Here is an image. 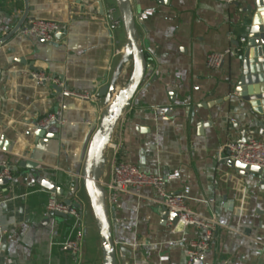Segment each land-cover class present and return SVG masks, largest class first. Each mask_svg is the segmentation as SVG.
<instances>
[{
	"label": "crops",
	"instance_id": "1",
	"mask_svg": "<svg viewBox=\"0 0 264 264\" xmlns=\"http://www.w3.org/2000/svg\"><path fill=\"white\" fill-rule=\"evenodd\" d=\"M131 1L154 68L146 71L116 128L104 179L111 181L115 161H129L146 173L166 176L171 192L189 187L190 207L218 221L211 249L194 264H264V189L256 176L243 175L219 159L220 147L240 140L246 128L264 139V116L248 114L249 106L233 92L238 54L227 56L218 70L206 64L209 53L235 50L247 37L240 20L247 19L242 9L252 0L233 5L219 0ZM27 2L28 19L0 43V160L13 169V179L0 184V264H102L97 221L82 204L75 182L108 105L96 92L111 81L121 60L126 27L115 0ZM25 11V0H0V38ZM38 19L61 25L54 41L22 33ZM131 69V62L125 65L120 88ZM33 72H45L63 86L39 82ZM66 90L93 97L78 98ZM156 106L171 111L159 116L152 110ZM50 115L59 124L38 139L36 124ZM27 157L40 160V177L34 169L15 170ZM45 179L63 194L44 187ZM54 195L64 202L72 199L77 215L49 218ZM162 207L151 187L123 193L109 205L116 264H189L188 243L204 237L205 230L192 225L176 233L165 224ZM79 234L81 252L75 255L66 243Z\"/></svg>",
	"mask_w": 264,
	"mask_h": 264
},
{
	"label": "water",
	"instance_id": "2",
	"mask_svg": "<svg viewBox=\"0 0 264 264\" xmlns=\"http://www.w3.org/2000/svg\"><path fill=\"white\" fill-rule=\"evenodd\" d=\"M105 1L110 2V0ZM25 2V14L14 29L5 37L0 38V43L5 42L15 35L28 19L30 7L27 0ZM115 2L126 27L128 40L125 45V51L122 54L111 81L96 92V97L103 98L108 105L102 113L98 131L91 140L85 158L76 173V179L78 181L75 182L76 190L80 189L82 204L93 210L97 221L102 239V264L117 263L116 244L108 202L107 185L109 182L104 179L106 164L108 162L107 152L113 142L116 128L124 112L132 104L136 92L144 81L146 71L154 68L147 58L140 39L132 1L115 0ZM242 12L248 16L247 19L240 20L241 24L247 27V37L244 43L238 41L239 51L236 54H238L240 68L238 78L232 84V89L241 99V103L249 106L247 113L253 114L260 119L259 117L264 116V0H252L246 8L242 9ZM41 40L46 42L44 39ZM130 62L132 64L130 76L124 86L120 88V79L125 71V65ZM58 124L57 119H54L44 126H37L36 124V137L38 139L44 137L47 135L50 127ZM252 133L254 132L249 131L247 128L244 129L241 132L242 138L240 140H247L253 137L254 135ZM223 161L230 167L238 169L243 175L248 176L253 174L256 176L258 183L264 189V169L262 167L244 164L231 159H225ZM39 164L40 160L37 163L33 159H30V157H27L19 161L15 170L19 168H25L26 171L34 169L35 177H40L43 171L38 169ZM8 183L9 181L6 179L0 180V184ZM42 185L53 192L63 194L62 189L58 188L55 183L49 180H43ZM65 203L72 206L73 200L66 199ZM81 206L78 205L79 208ZM161 213L165 224H172L175 227L176 233L185 230L184 222L179 219L178 213L170 212L165 206L162 207ZM48 217L62 220L70 218L72 215L52 211ZM201 261L202 259L197 260V262Z\"/></svg>",
	"mask_w": 264,
	"mask_h": 264
},
{
	"label": "built area",
	"instance_id": "3",
	"mask_svg": "<svg viewBox=\"0 0 264 264\" xmlns=\"http://www.w3.org/2000/svg\"><path fill=\"white\" fill-rule=\"evenodd\" d=\"M227 5L236 4L239 0H219ZM61 25L52 20L38 19L31 22L22 29V33L34 35L37 38L52 42L56 39V34L60 31ZM246 37L241 39L245 42ZM239 51L227 48L222 52H211L207 56L206 64L211 70H218L222 67L227 56ZM32 76L39 82L54 81L58 86H63L59 79H52L45 72H33ZM70 93V91L66 90ZM75 97L82 99H90L93 97L88 92L73 93ZM153 112L159 116H166L171 108L169 106H156ZM55 119L50 115L41 120L37 126H44ZM219 159H231L244 164L259 166L264 169V139L251 137L247 140H228L219 151ZM172 176H178V173ZM6 179L9 182L13 179V169L7 162L0 160V180ZM166 176L161 174L146 173L136 164L129 161H115L112 165L111 181L107 185L108 202L112 205L117 202L121 194L130 192H140L144 187H151L155 190L160 203L167 207L170 212L179 214V219L184 222L185 230L189 226H196L205 230V236L198 239H191L188 243V263L194 264L199 259H204L215 239V233L218 229V221L213 217H205L194 211L189 205L190 189L184 188L179 192H171L166 186ZM1 195V193H0ZM48 211L64 212L71 215H77V211L70 205L61 201L57 196H53L48 203ZM172 230L175 227L170 224ZM81 237L79 234L76 239L69 240L66 243L67 248L75 255L81 252Z\"/></svg>",
	"mask_w": 264,
	"mask_h": 264
}]
</instances>
